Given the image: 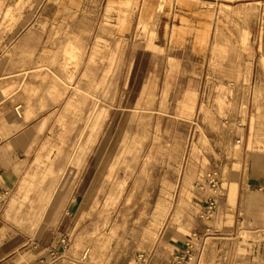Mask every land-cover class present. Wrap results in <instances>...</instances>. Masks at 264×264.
I'll list each match as a JSON object with an SVG mask.
<instances>
[{
	"label": "rangeland",
	"instance_id": "obj_1",
	"mask_svg": "<svg viewBox=\"0 0 264 264\" xmlns=\"http://www.w3.org/2000/svg\"><path fill=\"white\" fill-rule=\"evenodd\" d=\"M120 1L0 0V46L71 88L23 178L35 243L9 262L176 264L190 237L180 264H244L252 245L206 231L221 220L195 188L233 204V182L264 178V0Z\"/></svg>",
	"mask_w": 264,
	"mask_h": 264
},
{
	"label": "crops",
	"instance_id": "obj_2",
	"mask_svg": "<svg viewBox=\"0 0 264 264\" xmlns=\"http://www.w3.org/2000/svg\"><path fill=\"white\" fill-rule=\"evenodd\" d=\"M23 42L21 48L7 47L5 44L0 46V187L13 190L12 198L0 216V264H10L9 258L16 252L35 243L29 234L37 232L38 228L24 223L21 213L27 209L24 207L27 199L21 193L25 186L23 178L30 169H35L37 160L48 149L44 136L54 118L56 107L65 95L64 86L69 88L53 79L51 65H45L40 72H36L34 68L39 60L34 58L31 65L30 52L22 48ZM44 51L46 54L43 57L53 56L54 51ZM59 53L62 55V50ZM73 71L70 67V72ZM17 106H20L21 117L15 115ZM232 185L237 188L235 203L227 202L222 188L215 197V209L210 216L213 221L221 220L220 228L213 229V226L208 225L206 231L211 229L212 232L230 235L240 233L239 238L235 236L233 239L243 240L245 237L244 242L252 245L251 252L244 255V264H264V220H252L253 215L264 212V203L261 202L264 194L261 195V201H255L251 196L254 190L264 193V178L242 176ZM195 191L199 199L200 196L203 199L197 211L204 215L206 201L212 194L208 192L209 189L204 191L195 188ZM71 199L66 212L71 210L70 203L74 201ZM204 225L203 222V228ZM48 231L54 234L53 237L58 233L56 227ZM248 236L257 240L252 241Z\"/></svg>",
	"mask_w": 264,
	"mask_h": 264
},
{
	"label": "built area",
	"instance_id": "obj_3",
	"mask_svg": "<svg viewBox=\"0 0 264 264\" xmlns=\"http://www.w3.org/2000/svg\"><path fill=\"white\" fill-rule=\"evenodd\" d=\"M14 112L17 117H21L20 106L15 107ZM215 176H216L215 171L212 173L211 176H209L210 178L209 183L211 184L212 187H215L217 185V181H215L216 179ZM12 191L13 190H11L10 188L0 187V216L3 213L6 204L8 203V201L12 196ZM214 208H215V200L209 198L207 202L206 211L204 213L206 219H208L211 216ZM191 245H192V238L188 237L187 241L184 244V247L186 248L185 249L186 253H183V256H181V258H178L176 260V264L181 263L182 259L185 257V254H187L188 250L191 249Z\"/></svg>",
	"mask_w": 264,
	"mask_h": 264
},
{
	"label": "bare ground",
	"instance_id": "obj_4",
	"mask_svg": "<svg viewBox=\"0 0 264 264\" xmlns=\"http://www.w3.org/2000/svg\"><path fill=\"white\" fill-rule=\"evenodd\" d=\"M121 1H125V2H123V5L125 4V8L127 9V7H126V5L129 7V3L132 1H130V0H121ZM120 1V2H121ZM134 1V0H133ZM179 1V0H178ZM181 2H183L184 0H180ZM121 4H122V2H121ZM130 4H132V2L130 3ZM144 4V3H143ZM132 5H134V4H132ZM131 6V5H130ZM136 6H137V4H136ZM136 6H134V7H136ZM143 6V5H142ZM121 11V15L123 16V18H124V15L123 14H125V13H123V12H126V11H124L123 10V12H122V10H120ZM130 11V10H129ZM133 11V9L131 10V12ZM135 11V10H134ZM123 13V14H122ZM127 13V12H126ZM133 13V12H132ZM129 14V13H128ZM131 14V13H130ZM126 19V18H125ZM128 19V18H127ZM106 145V143H103L102 144V147L100 148V150H99V152H98V154H97V157H96V163L99 161V157H100V155H101V152H102V150H103V148H104V146ZM87 149V148H86ZM85 153H82V157H83V155H84ZM81 160V159H80ZM80 160L78 161V162H80Z\"/></svg>",
	"mask_w": 264,
	"mask_h": 264
}]
</instances>
